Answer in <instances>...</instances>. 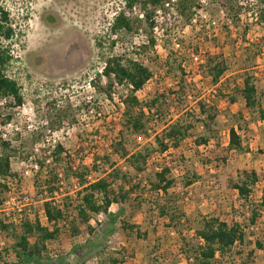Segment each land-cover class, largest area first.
<instances>
[{
	"label": "rangeland",
	"instance_id": "obj_1",
	"mask_svg": "<svg viewBox=\"0 0 264 264\" xmlns=\"http://www.w3.org/2000/svg\"><path fill=\"white\" fill-rule=\"evenodd\" d=\"M187 2L193 4L191 11L194 15L184 20L187 15L185 11L184 18L179 17L175 21L177 28L165 31L164 34L159 31L160 13H156L155 18L159 24V28L154 31L156 53L155 56L150 55L154 59L140 57L143 63L151 67L154 76L138 92V98L146 101L155 92L177 90V82L182 79L184 84L189 85L185 110L198 116L197 101L209 99L214 86L199 67L197 57H193L192 53L196 50L199 56L228 57L231 69L227 76H235L238 83L241 82L240 74L250 71L256 78L260 105L249 110L240 97L232 105L217 100L215 104L219 113L212 131L214 141L196 148L194 140L199 134L206 133L195 122L194 130L190 131L192 136L188 140L164 156L154 155L148 162L147 171L141 175L145 182L153 178L154 172L163 165L170 169V177L175 181L170 190L173 196L170 199L173 204L170 206H176L184 214L186 221H183V227H179L178 232L190 241L193 231L186 228H195L201 217L213 214L228 223L237 221L247 226L249 211L261 202L264 188V43H261V38L264 36V24L259 16L264 12V1L236 0L242 6L239 15L241 25L249 28L244 39L230 27L217 0ZM171 3H175L174 0ZM123 5V0L1 1L0 6L8 13V26L13 32L10 39L0 40V48L8 56L3 71L16 82L23 100L19 108L4 111L11 117L13 126L19 128L17 134L14 131L16 135L13 137V146L17 149L10 160L12 173L24 168L29 158L24 157L26 152L33 154L36 160L42 150L48 148L47 140L52 139L70 155L72 169H90L93 160H96L97 171L89 173L91 177L86 180L93 181L104 172H109V167L101 166V161L107 156L111 157L110 143L120 130L122 105L119 98L124 90L114 87L112 99H108L92 86L91 81L101 70L104 56L137 57L134 53L136 47L146 42L142 32L124 34L110 49L108 26ZM139 11L140 6H135L132 15L142 20ZM139 24L143 30V20ZM98 43L102 44L100 49ZM169 50L175 52L169 60L173 69L164 74L163 62ZM178 64L184 75L176 69ZM104 84L102 78L98 87ZM171 111L175 118L178 111ZM188 122L193 124L190 120ZM231 128L236 130L243 144L248 145V151L223 152L220 155L225 161L219 163L220 167L216 163H206L210 156L208 150L215 141L222 146L227 145ZM7 130L10 131V127ZM19 132L23 134L21 137ZM136 143L143 146L153 143V140L152 137H139ZM34 148L38 149L36 153ZM120 165L125 170L126 167ZM52 167L57 175H62L64 186L57 182L54 186L58 191L52 199H48L54 204H60L67 197L75 205L79 190L77 180L73 175H63V166ZM242 170H252L258 176L245 202L230 187L238 181V173ZM47 171L48 168L44 169L39 176L31 174L22 182L24 196L31 203L33 214L37 217L42 215L43 200L37 194L35 185L43 180ZM193 176L196 179L190 185H184ZM4 199L5 192L0 187V204ZM117 208L112 205L110 211L115 212ZM123 208L124 213L117 220L114 231L104 237L103 216H98L97 221L92 222L91 233L80 226V233L74 238L60 235L56 243L47 247L48 256L55 258L53 264H57L56 258L64 259L67 264H109L111 258L121 260L120 264H185L178 252L181 244L178 233L167 225L166 218L158 216L157 209L147 202L140 208H136L133 203L125 204ZM71 213L75 214V210L72 209ZM127 226H136V229L130 230ZM245 232L250 242L264 238V209H261L257 223ZM92 243V254L89 255L86 249ZM11 244L12 240L7 233L0 229V250L9 248ZM76 245L83 246L86 252L83 255L80 253V258L71 252V248ZM261 256V252L251 244L236 245L220 261L222 264H260ZM3 258L7 262H16L12 252L4 254Z\"/></svg>",
	"mask_w": 264,
	"mask_h": 264
},
{
	"label": "trees",
	"instance_id": "obj_2",
	"mask_svg": "<svg viewBox=\"0 0 264 264\" xmlns=\"http://www.w3.org/2000/svg\"><path fill=\"white\" fill-rule=\"evenodd\" d=\"M217 1L226 14L230 27L236 32V35L244 39L249 28L241 25L239 20L242 6L238 5L236 0ZM174 2L171 3V0H123L124 5L116 12L108 26L110 49L120 41L124 34L131 35L142 32L146 42L136 47L137 51L134 53L137 57L112 54L104 56L101 70L91 81L92 86L98 88L108 99H112L114 87L124 90V94L119 98L122 105L120 130L110 143V156L115 159L107 156L101 161V166H108L110 170L95 180L89 181L85 177L91 172L96 173V166H98L96 160H93L90 169L84 168L83 171H77L72 169L70 155L59 144L55 146L50 156H46L43 149L36 162L40 168H48V171L43 180L36 183L35 188L43 200L42 207L47 225H41L37 216H34L32 220L25 219L17 226L5 224L0 219V229L5 231L12 240L9 248L0 250V264H53L55 258L48 256L47 247L56 243L60 235L74 238L80 233V226L85 227V230L91 233L93 232L92 222L97 221L98 216H103L104 237L114 231L117 220L124 213L125 204L133 203L136 208H140L144 202L157 209L158 216L166 218L167 225L178 233L181 243L178 252L185 264H222L220 259L229 254L236 245L246 246L248 244L253 245L261 252L260 264H264V238L250 242L245 232L246 229L254 226L261 216V209H264V188L262 189L261 202L256 208L249 211L247 226H243L237 221L228 223L213 214L203 216L195 228H186V230L193 231V237L188 241L183 234L178 232L179 227H183V221H186L184 214L176 206H170L171 203L173 204L170 201L173 197L170 190L175 184V181L170 177V169L163 165L162 168H158L154 172L153 178L145 180L146 183L141 179V175L147 171L149 160L154 155L164 156L169 150H177L183 142L192 136L190 131L194 130L195 122L206 133L197 136L194 140L195 147L207 146L211 140L214 141L212 131L219 113L215 104L217 100H223L228 105H232L240 97L249 110L260 106L257 100L256 78L250 71L242 72L239 76L241 82L238 83L235 76L232 78L227 76L231 69L228 57L223 55L199 56L196 50L192 55L197 57L199 67L204 70L206 78H209L210 83L214 86L209 99L197 101L198 116H195L192 111L185 110L187 106L186 91L189 85L184 84L185 81L180 79L181 77L177 82V90L168 89L166 92H155L146 101L138 98V92L154 76L151 67L143 63L140 57L154 59L150 55L155 56L156 53L154 31L159 25L155 18L156 13H160L161 24L158 28L163 34L165 31L177 28L178 25L175 21L179 17L184 18L185 11L188 16L186 15L184 20L191 19L194 15L191 11L193 4L189 5L187 0H174ZM137 5L140 6V17L144 22L143 30L139 28V23L142 20L132 15ZM173 5H176L175 8ZM172 13L178 16H173ZM259 19L264 24V12H261ZM12 33V29L8 26V13L0 6V40L10 39ZM261 39L263 44L264 36ZM101 45L98 43L99 49L102 47ZM173 54L175 52L169 50L166 60L163 62L164 74L168 73L167 71L170 73V70L173 69L172 63L169 62ZM7 61L8 56L0 48V102L2 100L13 101V105L3 106L5 110L11 107L19 108L23 102L16 82L8 78L3 71V66ZM176 69L181 75H184L180 64ZM102 78L105 80V84L98 87ZM173 96L175 98H172ZM171 110L178 111L175 118L172 117ZM260 115L262 118V112ZM10 118L7 115L5 118H0V121L4 124ZM189 120L193 124H190ZM139 137H152L153 143L139 146L136 143V139ZM33 140L35 139L33 138ZM16 149L8 142L0 141L1 176L10 172V159L16 154ZM247 151L248 145L243 144L236 130L231 128L228 132L227 145L222 146L215 141L212 148L208 150L210 156L206 163H216L217 167H220L219 163L225 161L220 155L223 152L243 153ZM30 156V152L24 154V157ZM48 158H50V162L46 163ZM120 164L126 167L125 170L119 167ZM52 166H63V175L66 177L73 175L77 180L79 190L75 205H72L67 197L63 198L64 201L60 204H54L51 200L46 199H52L55 192L58 191V188L54 186L58 182V177ZM238 174V181L233 182L230 187L237 192L238 198L245 202L256 185L258 176L252 170H242ZM194 178L196 179V176L186 180L184 185H190ZM143 192L146 193L145 196L141 195ZM44 193L48 196L45 197ZM112 205L118 207L115 212L110 211ZM72 209L75 210V214L71 213ZM127 228L133 230L136 229V226H127ZM93 245L94 243L88 249L85 248L89 255L92 254ZM83 248V246L76 245L71 248V252L75 256H79L80 253L83 255L86 253ZM9 252L14 254L15 263L4 260V254ZM56 261L57 264H67L64 259L56 258ZM120 263L121 260L117 258H111L109 261V264Z\"/></svg>",
	"mask_w": 264,
	"mask_h": 264
},
{
	"label": "built area",
	"instance_id": "obj_3",
	"mask_svg": "<svg viewBox=\"0 0 264 264\" xmlns=\"http://www.w3.org/2000/svg\"><path fill=\"white\" fill-rule=\"evenodd\" d=\"M254 16L257 17L256 13H254ZM6 104L13 105V101L2 100L0 102V118H5L8 115L7 113L4 112L7 111V109L5 110V108L3 107ZM11 121H12L11 118L4 124H2L0 121V141L8 142L13 146L14 145L13 137L18 133L19 128L17 126H13ZM9 127H10V131L7 130V128ZM14 131L16 134L14 133ZM18 135L19 137H21V135L23 134L22 133L20 134L19 132ZM57 144L58 143L55 139H52L51 141L47 140L48 148L44 149L47 156H50V153L53 151V149ZM33 151L34 153H36L38 149L34 148ZM49 162H50V158L46 160V163ZM11 168L12 167L10 162V172L4 176L0 175V187L3 188L5 192V199L0 204V213H2V217L0 219L5 224H12L14 226H17L20 225V223L25 219L32 220L34 218L32 205L29 202V200L24 196L22 182L25 180V178L30 177L31 174H34L36 176L41 175L42 172H44L45 167L40 168V166L38 165V163L34 158V155L32 154L31 157L26 159L25 166L20 171L16 173H12ZM57 177H58L59 185L64 186L62 175L58 174ZM90 177L91 176H86L85 178L89 179ZM45 197H47L46 194ZM41 214L42 215H38L37 219L41 225L46 226L47 222L43 210Z\"/></svg>",
	"mask_w": 264,
	"mask_h": 264
}]
</instances>
